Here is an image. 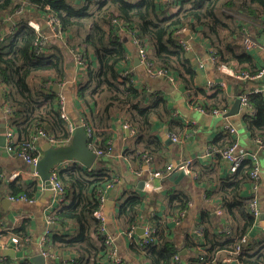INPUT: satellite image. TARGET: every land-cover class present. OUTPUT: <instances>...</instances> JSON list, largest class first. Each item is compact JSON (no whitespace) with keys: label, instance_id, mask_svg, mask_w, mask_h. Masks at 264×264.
<instances>
[{"label":"trees","instance_id":"1","mask_svg":"<svg viewBox=\"0 0 264 264\" xmlns=\"http://www.w3.org/2000/svg\"><path fill=\"white\" fill-rule=\"evenodd\" d=\"M94 1L96 9L92 11L88 4L91 0L78 7L67 0H0V83L7 88L3 100L7 107L6 115L17 133V147H21L36 128H42L46 136H52L59 143L69 140L71 134L60 117V95L30 82L39 73L44 74L41 82L59 83L66 78L64 47L58 41L46 38L45 29L35 32L27 21L33 17L29 10L25 11L13 33L1 35L3 20L13 16L21 5L23 8L33 6L44 20L49 15L56 17L58 32H73L77 44L83 47L84 51H79L74 43L66 45L73 52H81L86 60L85 73L81 76L84 79L77 88L76 96L89 109L88 113L82 114V118H85V126L92 129L93 140L90 141L93 151L105 150L109 146L106 142L108 136L103 132L116 112L124 113L126 123L136 133V143L143 146L140 152L131 150L135 157L140 158L143 152H158L163 147L151 132L153 119L168 115L166 99L162 93H150L137 87L129 78L120 76L123 69L120 67L127 61V55L118 33L120 29L115 27L114 21L119 22L127 32L135 31L144 44L151 64L172 73L190 97L200 94V98H203L206 92L196 86L197 73L189 54L175 42V31L179 29L193 30L205 39L210 47L209 54L215 51V63L231 64L234 61L238 66L237 72L252 74L258 71L254 59L240 44L243 30L236 21L241 17L264 23V0H175L173 3L162 0L163 4L158 0ZM173 5L177 9L170 12L169 8ZM86 28L88 30L82 37L80 32ZM90 51L96 57V66L88 59ZM214 90L205 98H214L215 94L221 92V88L215 87ZM190 99L193 102V98ZM247 99L254 112L243 114V121L252 138L262 139L264 145V93H247ZM206 102L209 101H198L206 110L226 108L216 104L206 105ZM224 132L228 134V131ZM97 136H103L101 143ZM225 136L221 134L220 144L210 150L218 159H221L220 151L234 141ZM31 155L35 153L31 151ZM101 157L98 156L94 162L95 168H85L75 162L57 173L65 187L63 200H68V204H61L52 214L61 224L74 221L76 232L74 235L55 233L50 236L48 245L56 251H74L76 257L67 262L69 264H112L105 237L99 231L100 221L93 215L100 206L98 190L110 180L109 173L102 169ZM252 169L253 164L249 160L244 161L234 172L218 181L217 193L228 218L227 227L218 228L222 216L213 215L206 209L201 211L194 231L190 235L186 233L184 239L185 245L198 247L190 264H221L220 257L233 251L240 237L254 224L248 202L241 195L243 186L252 181ZM21 188L13 186L12 194L30 199L31 193ZM140 205L141 197L132 192L119 203L118 216L124 219L129 228L137 222ZM187 207V197L180 194L170 217L185 211ZM166 219L156 214L150 215L152 241L132 247L149 264H181L174 259L178 249L171 238V228ZM12 231L23 241L28 234L27 222ZM249 244L242 245L236 255L237 263L264 264V241L256 244L257 247L246 248ZM0 264L32 263L29 260L14 262L5 258Z\"/></svg>","mask_w":264,"mask_h":264},{"label":"crops","instance_id":"2","mask_svg":"<svg viewBox=\"0 0 264 264\" xmlns=\"http://www.w3.org/2000/svg\"><path fill=\"white\" fill-rule=\"evenodd\" d=\"M86 0H67L72 6L78 7ZM163 4L162 0H158ZM95 1L88 2L92 11L96 9ZM169 8V7H168ZM176 7L169 8L170 12H175ZM29 10L33 17L27 21H35L40 29H45L46 38L58 41L60 46L64 47L66 81L63 85L58 83L41 82L44 74L39 73L30 79L32 85L40 86L45 91L50 89L64 98L66 113L73 125L85 120L83 113H88L89 109L78 101L77 88L81 83V76L85 73V67L79 66L73 57V50L67 48V43H74L75 48L84 51L81 45L77 44V39L73 32L64 33L59 31V36H52V32L46 26L42 16L36 13L33 6H27L21 14H14L3 20L1 35L13 33L19 25V22L25 11ZM236 21L242 25V30H248L249 35L255 38L261 45H264V23L239 17ZM115 27L120 29L118 32L121 41L124 43L127 55V61L123 63L121 71H128L132 81L139 88H144L150 93H162L168 106V115L163 118H154L152 122V132L161 141L162 150L148 154L143 152L139 157H135L131 150L140 152L143 150L141 144L136 143V133L130 127H125L126 116L123 112H116L108 121V127L104 129L107 136V143L112 148V154L101 157L103 159V168L109 175L110 180L104 183L103 200L100 203V212L104 218L105 231L103 235L113 237V243L119 250L124 261L128 264H149L148 260L135 251L132 247L139 245L143 240V234L135 231L137 227L151 225L150 215L156 214L161 218H167L171 230V238L178 249L177 253L181 264H190V260L196 256L197 248L191 245H185L184 239L186 233L190 235L194 231L196 224L200 221L201 211L205 209L213 215L222 216L218 228H225L228 224V218L222 208L221 200L217 193L218 181L229 175L228 163L212 155L211 149L220 144L221 134L232 138L238 142L242 150L254 153L260 170L258 178L259 187L256 191L258 204L261 213H264V148H260L256 139H253L247 130L243 121L244 108L240 104L238 110L231 115H212L211 110H206L198 101L208 100L206 105L216 104L225 106L227 112L232 108L236 98L241 94L247 93L253 89L261 88L264 85V77L261 80H249L235 78L229 75L225 70L237 72L236 62L231 64H218L212 62L209 57L210 49L208 42L199 36L193 30L182 32V37L192 48L189 54L192 64L196 70V86L204 90L206 95L193 94L189 96L184 86L174 79L171 81L166 77L152 76L147 73L141 63L137 49L132 43L129 32L124 30L119 22H113ZM88 28L81 30L83 37ZM239 44V42H238ZM241 44V42H240ZM242 45V44H241ZM51 51L50 49H47ZM254 59L256 67L259 69L264 65V53L258 48L246 50ZM211 55V54H210ZM193 57V58H192ZM89 61L97 65L95 55L90 51ZM202 63L200 66L199 63ZM224 67V68H223ZM223 68V69H222ZM241 72V71H239ZM209 82L214 83V87H209ZM221 88V92L214 95V98L206 99L207 94H213L214 88ZM7 88L0 83V132L2 135L6 129H11L15 135V129L12 122L9 121L7 108L4 105V95ZM264 93V90H262ZM211 96V95H210ZM190 98H193V102ZM92 105V104H91ZM93 109H94V105ZM95 111V110H94ZM230 125L237 129L236 134L225 133L226 126ZM75 126V125H74ZM36 130L32 132L35 133ZM98 131V130H97ZM73 133V132H72ZM62 143L68 144L71 139ZM170 134L178 137L174 142ZM230 135V136H229ZM0 136V137H1ZM98 137V136H97ZM103 136L98 137L99 143ZM217 140H219L217 142ZM51 143L46 137L38 136L34 142V149L31 150L35 155L41 157L43 145ZM104 146V145H102ZM125 151V153H124ZM146 157V158H145ZM100 158V159H101ZM95 158L94 162L96 161ZM190 161L188 164H185ZM76 161L68 159L56 165L59 170L72 166ZM77 163V162H76ZM94 164V163H93ZM171 164L172 169L164 176H154V171L167 173L166 167ZM27 163L21 158L10 154L6 150L5 137L0 138V262L9 258L14 262L19 260H29L34 264L31 258L41 254L40 241L43 235L48 234L47 245L50 236L55 233H66L74 235L76 232V223L66 221L61 224L58 220L53 223L47 222V217L61 204H68V200H58L53 189H44L39 177L31 173ZM96 165V164H94ZM82 166V165H81ZM83 167V166H82ZM95 168V166H94ZM184 171V175L176 176L170 180L168 176L173 171ZM13 186L22 187L21 189L31 193L30 199L14 196ZM24 188V189H23ZM101 188V189H102ZM137 193L141 197V205L137 212V222L129 228L124 219L118 216L119 203L129 193ZM251 192L250 183H246L241 195L243 198L249 197ZM183 194L188 199V207L179 223H175V215L171 216L173 207L177 204V197ZM33 200V201H28ZM220 211V213L218 212ZM177 215V214H176ZM217 221V219H215ZM219 220V219H218ZM28 224V234L22 241L15 233V228L21 224ZM50 230V231H49ZM249 238V245L246 248L255 246L264 241V230L261 225V219L254 221V224L246 231ZM12 237L17 238V242H12ZM50 245L48 248L50 249ZM55 257H45L41 259L40 264H61L69 262L76 257L74 251H56L52 249ZM231 264H234L231 263Z\"/></svg>","mask_w":264,"mask_h":264},{"label":"built area","instance_id":"3","mask_svg":"<svg viewBox=\"0 0 264 264\" xmlns=\"http://www.w3.org/2000/svg\"><path fill=\"white\" fill-rule=\"evenodd\" d=\"M174 1L175 0H169V2H171V3H173ZM173 6L176 7L175 5H173ZM23 11H24V8H23V5H21L20 7H18L16 9L14 14H21ZM114 22H117V21H114ZM28 24L35 30V32L39 33L40 27H39V24L37 22L29 20ZM45 24L50 29V31L52 32L53 37L59 36V32L56 28V26L58 24L56 17H54L53 15L47 16V18L45 19ZM186 30H188V29L182 28V29L175 31L174 38H175L176 44L183 51L190 54L192 51V48L189 45V43L186 40H184L182 37V32L186 31ZM129 34L131 36L132 43L134 44V46L137 49V53L140 57L141 63L145 67L147 73H149L152 76L166 77L172 81L174 79L172 73H170L169 71H167L165 69L154 67L151 64V62L148 60L147 53H146V50L144 48V44H143L142 40L138 37L137 33H135V31H130ZM241 43H242L243 48L245 50L258 48V49L262 50L264 53V45H261L255 38H252L249 35L248 30H243ZM214 52L215 51H213L211 55L209 54L210 60L212 62H215L216 58H217L214 56ZM72 54H73L75 62L79 66L86 67V60L84 59L81 52H74ZM199 65L201 66L202 63L200 62ZM225 72L231 76H234L235 78L249 79V80H261L264 77V65L261 66L257 72L252 73V74L248 73L246 71L235 72L232 70H228V71L225 70ZM120 76L124 77V78H129L132 81L131 76L129 75L128 71H122L120 73ZM65 81H66V78H64L62 81H60L58 83V85L65 84ZM207 85L209 87H214L213 86L214 83H212V82H209ZM262 90H264V85L261 88L253 89L247 93L262 92ZM247 93H243L242 95L239 96L240 104L244 108V113L253 114L254 109L248 103ZM59 111H60V117L65 121L67 128L70 131V133H72L74 130V125L66 113L64 98L61 95H60V102H59ZM226 112H227V108L211 110L212 115H223ZM82 125L84 126L86 134H87L88 139H89L88 140V146L91 148V141L90 140L91 139L93 140L92 129L90 126H85V120L82 121ZM124 126L127 127L128 124L126 123ZM226 130L228 131V133H231V134L237 133V129L235 127L230 126V125L226 126ZM1 134L2 133L0 132V135ZM3 134L5 137V145H6L7 152L21 158L27 164H36L40 158V156H38V155H31V150L34 149V142L36 141V138L38 136L46 137L51 143H54V144L56 143V146L66 144V143L56 142L54 139H52V136H46V133L42 128H36L35 133L31 134L30 137L27 138L25 142H23L21 147L20 146L17 147V145H15L16 144L15 143L16 135L11 129H6V131ZM170 137L174 142L178 141V137L175 136L174 134H170ZM256 142L258 143L260 148H264L262 139L258 138V139H256ZM94 152L96 154V157L108 156V155L112 154V148L109 145L105 150L97 149V150H94ZM220 155H221V159L228 163V173L234 172L237 169V167H239L244 161L249 160L253 164V169L250 172V177L252 178V181L250 182L251 192H250L249 198H246L245 201L248 202V208L251 211L252 216L254 217L255 221L258 220L259 216L261 214V209H260L259 204H258V198H257L256 191L259 187V182L257 180L260 176V170H259V166L257 164V159H256L255 154L251 153L250 151L242 150L239 147L238 142L234 139V141L230 145H227L226 147H224L220 151ZM189 162L190 161H187L185 164H188ZM171 169H172V165L169 164L166 167V171H167L166 174H164L161 171H154L153 174L156 177L164 176V175H167ZM58 171H59V168L57 166H54L51 169L50 184H51V188L54 190L55 195L58 197V200H62L63 195H64V191H65V187L60 182V180L58 179V176H57ZM20 198L26 199V197L23 195L20 196ZM97 198L99 199V201L101 203V201L103 200V188L98 190ZM28 201L30 202L33 200H28ZM218 212L220 213V211H218ZM184 213H185L184 210L179 211L177 213V215L175 216V218H176L175 223L180 222V219L184 216ZM93 215L100 221L99 231L103 235L104 231H105V227H104L105 225H104V218H103L102 213L100 212L99 207L93 212ZM54 221H55V217L53 216V214L52 213L49 214L47 217V222L53 223ZM133 229H134V227L132 226V229L130 231H133ZM263 230H264V225H263ZM151 231L152 230H151L150 226H148V224L144 226V239L141 242L152 241L153 236L151 234ZM104 237H105V244L107 245V254H108V257H109L110 261L112 262V264H128L127 262H125L122 259L118 248L116 247V245H114L113 237L110 235H104ZM11 240L14 243L17 242L16 237H12ZM47 240H48V234L46 233L45 235L42 236L41 241H40V252L45 257H48V258L52 257L53 258V257H55V254L52 252V249L48 248ZM248 241H249L248 235L243 234L240 237L238 244L235 245L234 250L230 251L228 255L220 257V263L221 264H231L234 262V264H238L237 259H236V255L241 251L242 245L248 243ZM174 259L179 260L178 254L174 255ZM61 264H69V263L64 261ZM206 264H208V263H206Z\"/></svg>","mask_w":264,"mask_h":264},{"label":"water","instance_id":"4","mask_svg":"<svg viewBox=\"0 0 264 264\" xmlns=\"http://www.w3.org/2000/svg\"><path fill=\"white\" fill-rule=\"evenodd\" d=\"M240 105V98H236L232 108L226 112V115H231L238 110ZM244 110V109H243ZM74 130L71 135L70 142L65 145H51L50 143H45L42 147L43 152L41 157L36 164H28L27 167L31 173H35L40 182L42 183L44 189H52L50 184V172L51 169L58 165L59 162L64 160H74L81 164L85 168H94V160L96 158L95 152L88 146V136L86 134L85 128L80 121L74 124ZM1 136V135H0ZM4 139V135L0 137ZM184 175V171L173 170L168 178L173 180L176 176ZM261 219V225H264V213L262 212L259 216ZM50 231V230H49ZM135 231L139 234L144 233V227H137ZM143 239H144V235ZM43 256L41 254L35 255L31 258L34 264H40Z\"/></svg>","mask_w":264,"mask_h":264}]
</instances>
